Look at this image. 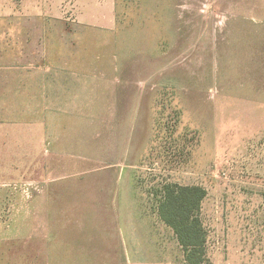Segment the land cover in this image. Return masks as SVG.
Returning a JSON list of instances; mask_svg holds the SVG:
<instances>
[{"label":"rangeland","instance_id":"374dc122","mask_svg":"<svg viewBox=\"0 0 264 264\" xmlns=\"http://www.w3.org/2000/svg\"><path fill=\"white\" fill-rule=\"evenodd\" d=\"M6 3L0 25L12 27L0 29V58L49 56L65 68L45 131L43 113H30L28 158L15 159L13 144L3 162L14 217L24 186L54 184L61 203L120 189L140 205V264H185L156 191L201 186L209 264H264V0H110L103 17L63 6L38 22L22 0ZM28 18L54 27L38 55L23 48L18 26Z\"/></svg>","mask_w":264,"mask_h":264},{"label":"crops","instance_id":"0c3cea01","mask_svg":"<svg viewBox=\"0 0 264 264\" xmlns=\"http://www.w3.org/2000/svg\"><path fill=\"white\" fill-rule=\"evenodd\" d=\"M8 1L5 11L12 10V0ZM67 1L22 0V13L37 22L42 16L56 15L65 9L76 16L108 14L110 0ZM1 14L3 9L0 8ZM103 23L100 18L86 24L102 26ZM11 27L0 25V29L5 30ZM48 27L53 31L54 27L34 23L29 18L26 24L18 26L24 34L25 52L38 55L37 49L50 48L45 39L50 37L45 33ZM13 36L1 37L11 42L16 39V35ZM61 66L60 59L49 56L35 60L23 56L14 61L0 58V173L6 170L3 162L13 159V144L20 145V155L15 159L28 158L30 113H43L38 120L42 122L40 130L45 131V113L55 105L50 103V97L58 94L59 72L65 69ZM31 96L40 97L36 102L38 107H29ZM237 119L242 121L239 114ZM23 191L20 216L16 218L11 189L8 184L0 183V264H79L78 257H85V264H126V257L127 264H140L139 223L135 236V215L140 219V205L115 194L123 190L114 189V194L107 199L63 201V207L55 193L60 187L54 184L24 186ZM30 192L33 195L30 196ZM14 223L20 224L19 230ZM29 258H32L31 263Z\"/></svg>","mask_w":264,"mask_h":264},{"label":"trees","instance_id":"16d2710c","mask_svg":"<svg viewBox=\"0 0 264 264\" xmlns=\"http://www.w3.org/2000/svg\"><path fill=\"white\" fill-rule=\"evenodd\" d=\"M156 213L172 230L185 264H209L208 231L201 216L208 192L201 186L168 183L156 191Z\"/></svg>","mask_w":264,"mask_h":264}]
</instances>
